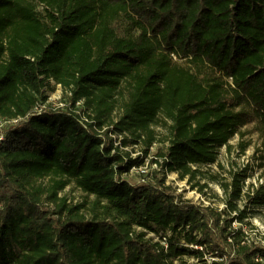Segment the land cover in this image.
Returning <instances> with one entry per match:
<instances>
[{
  "label": "trees",
  "instance_id": "trees-1",
  "mask_svg": "<svg viewBox=\"0 0 264 264\" xmlns=\"http://www.w3.org/2000/svg\"><path fill=\"white\" fill-rule=\"evenodd\" d=\"M0 119V264H264L233 227L264 185L234 173L218 209L166 181L203 192L242 128L264 137V0H0ZM157 143L160 170L130 182Z\"/></svg>",
  "mask_w": 264,
  "mask_h": 264
},
{
  "label": "rangeland",
  "instance_id": "rangeland-1",
  "mask_svg": "<svg viewBox=\"0 0 264 264\" xmlns=\"http://www.w3.org/2000/svg\"><path fill=\"white\" fill-rule=\"evenodd\" d=\"M205 73H207V71H204V74ZM45 91L49 97L47 102L48 106L53 108L69 107V94L64 91L60 85H56L53 80L48 82ZM79 107L82 109L80 104L77 105V108ZM6 124V120L0 119V129ZM157 130L162 132L160 129ZM242 131L245 133V136L243 138H240L238 135L234 136L230 141V149L226 146L219 149L218 162L216 164L200 167L201 174L199 180L202 185H208L203 192L200 191L199 188H191L186 181L180 180L176 173L167 174V184L178 193H182L185 200H190L197 204H204L218 209L224 207L226 200V195L222 190L221 182H231L234 173H239L244 178L245 193L248 190L247 188L251 185H254L255 188L264 185V166H261L262 162L258 159L259 154L257 153L262 149L264 137L259 129L258 122L254 121L248 124L246 127L242 128ZM240 141L249 144L244 154L240 153L238 147ZM164 149V144H155L154 148L151 150V154L146 159L150 176H153L154 173L157 172V169H159V166L157 168L154 165L155 163H153L154 155L162 152ZM131 155L136 157L139 153L132 152ZM213 177H216V180H214ZM126 178L130 182L136 184L140 182L141 176L135 171H130V173L126 175ZM61 195H66L69 202L72 203L84 200V195L80 190L75 188L73 184L67 187ZM238 204L242 208L248 206L249 209H252V212L248 214V217L243 224L235 221L233 227L236 229L241 228L243 230L247 239L246 241H253L264 247V205L253 204L248 201L247 196H244L239 200ZM262 258H264V256H261V259Z\"/></svg>",
  "mask_w": 264,
  "mask_h": 264
},
{
  "label": "built area",
  "instance_id": "built-area-1",
  "mask_svg": "<svg viewBox=\"0 0 264 264\" xmlns=\"http://www.w3.org/2000/svg\"><path fill=\"white\" fill-rule=\"evenodd\" d=\"M82 105V102H78L77 105ZM44 107H41L39 109H37V111H41ZM18 120H13V123H17ZM9 121H7L8 123ZM157 167V164H154ZM131 171H135L136 173H138L141 176L140 182H145L146 180L149 179V172H148V163H146L145 165H142L140 167H134Z\"/></svg>",
  "mask_w": 264,
  "mask_h": 264
}]
</instances>
